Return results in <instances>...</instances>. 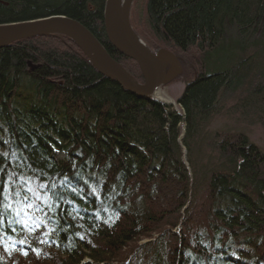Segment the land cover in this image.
I'll use <instances>...</instances> for the list:
<instances>
[{
    "label": "trees",
    "instance_id": "16d2710c",
    "mask_svg": "<svg viewBox=\"0 0 264 264\" xmlns=\"http://www.w3.org/2000/svg\"><path fill=\"white\" fill-rule=\"evenodd\" d=\"M105 2L0 0V24L66 15L83 23L118 62L141 77L136 62L107 40ZM143 6L154 44L189 55L192 49L200 52L203 73L181 96L182 114L126 92L63 35L0 49V176L22 187L6 203L38 210L34 195L46 193V211L62 201L61 209L77 211L83 221L76 205L85 198H67V190L84 185L102 193L91 209L104 207L103 216L97 211L98 216L75 224L72 215L62 214L71 216V225L61 217L52 231L62 242L61 252H51L44 261L52 264L85 259L90 260L85 264H216L211 254L218 247L240 264H264V153L245 134L232 132L225 141L210 142L207 131L224 102L231 101L240 116L264 109V0H144ZM50 39L66 43L61 54L43 55L41 43ZM40 60L45 64L39 66ZM124 62L133 63L139 76ZM26 63H32L35 80L17 75ZM11 103L22 111L15 119ZM81 104L89 106L86 112ZM48 111L56 113L46 117ZM17 129L28 138L23 140ZM114 169L118 173L112 179ZM112 181L117 196L104 191ZM14 223L29 237H38L39 229L26 226L23 215H15ZM233 227L254 230V241L238 246L211 241ZM50 229L47 224L42 232L51 234ZM77 230L87 238L72 234ZM14 235L20 233L13 223L0 227L1 240L9 242ZM144 238L155 239L124 259L130 251L122 256L123 249Z\"/></svg>",
    "mask_w": 264,
    "mask_h": 264
},
{
    "label": "bare ground",
    "instance_id": "6f19581e",
    "mask_svg": "<svg viewBox=\"0 0 264 264\" xmlns=\"http://www.w3.org/2000/svg\"><path fill=\"white\" fill-rule=\"evenodd\" d=\"M50 16H52V15H50ZM47 17H49V16L41 17V18L38 17V18H34L32 20H27V21H38L39 19H43V18H47ZM24 22H26V21H24ZM12 23H16V22H12ZM104 26H105V24H104ZM135 33L138 34L136 31H135ZM105 34L107 37L106 29H105ZM46 37L50 38L51 35H39L38 37L30 38V39H37V38L41 39V38H46ZM64 37H66V36H64ZM96 38H98V37L96 36ZM140 38L142 39L141 36H140ZM107 40H108V37H107ZM13 44H15V43H13ZM65 45H66V43H64V41H61L58 39H50L46 43L45 42L41 43L40 50L44 56L47 55L48 52L61 54L62 48L64 49ZM75 46L78 49H80L77 45H75ZM116 51L118 52V50H116ZM196 55H200V52H199V54H197L194 51L193 55H191V56H196ZM27 57H26V59H27ZM126 58H128V57H126ZM128 59H130V58H128ZM260 61L263 62V59H261ZM44 64H45V62L43 60H40L39 66H42ZM263 65H264V63H263ZM31 67H32V63H29V65L26 63L25 68L22 67L20 70L21 72L17 73V75H20L22 77V75L31 76V74H33V77L35 78L36 76L34 75V71L31 70ZM22 71H23V73H22ZM33 77H32V79H34ZM141 77H142V74H141ZM22 78H26V77L24 76ZM38 80H40V77H38ZM192 82H194V81H192ZM192 82L188 81L187 86H190V84ZM144 84H145L144 78L142 77L141 85H144ZM126 92H128V91H126ZM128 93H130V92H128ZM130 94L133 95V93H130ZM156 96L158 99L153 97L150 100L145 98V97H140L137 95L135 97L138 99H145L148 102L150 101L149 103H152V104H157V105L160 104L161 106L164 105V106H166L165 107L166 110L176 112L177 115L182 114V110L180 111L178 108H175L173 102L167 101V100H165V98H163V97H165L164 95L162 96L159 92H157ZM180 98L178 99L179 105H180ZM11 106L13 107L11 114L13 115V117L15 119V116L21 114L22 111L18 108V106L16 107V105H14L13 103H11ZM78 106L80 107V109L82 111H85V112L89 108L88 105L83 106L81 104ZM67 107H68V109H72V106H67ZM48 112L49 113L44 112V115L46 117H49L50 115H55V113H56V112L54 113V111H48ZM249 119H253L255 121V123H257V124H259V123L262 124L263 120H264V109L262 108L260 110L254 111L253 116ZM18 131H19V135L21 136V138H23V140L28 138V135L25 134V132H22L20 130H18ZM236 134H239V133L236 132ZM239 135H240V137L244 136V133H240ZM245 135H247V137L249 138L247 133H245ZM68 137H70V136H68ZM223 139L224 138H220V141ZM227 139H229V137H226V140ZM252 144L254 147H256V149H260L256 144H254V143H252ZM54 151L57 155H59V157L61 156L60 157L61 160L64 159L63 154H60L56 149ZM67 171L72 172L73 170L68 167ZM117 173H118L117 170L114 169V171L112 172L111 178L114 179L116 177ZM148 173L149 172L144 171L145 175H147ZM85 174L87 175V174H89V172L86 171ZM144 178H145V181L148 183L150 181H152V176L151 177L145 176ZM112 183H113V186L110 183H106L104 185V191H105V193H107V191H108V194H111V195L114 194L115 196H117L119 190H118V188H116V186H114L115 182L112 181ZM9 184L10 183H9L8 177L5 176V174H2L0 176V227H2V226L5 227L6 222L13 223L15 231L20 233V235H14L13 239H11V241H9V242H6V241H3L0 239V264H24V263L25 264L26 263H28V264H44L45 259H47V257H50L51 252L54 255H57L58 253H60L61 247H59V245H61L62 242L59 243L60 240L57 241L55 239L52 231H54L56 229V225L60 224V222H63L60 219L61 217H65L64 220L66 219V216H62V214L72 215L73 220L75 221V224L85 223V220H87L88 216L92 217L91 214L97 215L96 214L97 211H99L101 213V216H103L102 212L104 210V207L103 208L100 207L97 209H91L92 204H94V203L96 204L98 202V200H100L101 197L103 196L101 192L100 193L98 192V190L95 186H92V188L89 189L84 185L83 186L79 185V186H74L71 189L67 190V193H68L67 198H70V197L82 198V197H84L85 199H88V200L84 199V202H81V203L79 202L76 205V209H80V211H81L80 214H82V216H83V221H82L76 215L77 211L73 212L72 210L61 209V207L64 204V202H62V201H57L55 203L52 211H46L48 198L50 197L49 195H46V193L34 195L35 200L33 203H34L35 207L40 211L24 208L22 206H11V207H9L8 203H6V201H7V198L10 196L11 192L13 191L15 193H22V187L20 185L15 184V185L11 186ZM89 184H91V183H89ZM84 205H87L89 207H85ZM6 212L9 214H11V213L12 214L7 217ZM17 214L24 216V222H25L26 226L37 227L39 229L37 232V234H39L38 237L31 238L26 233H23V231L19 227V225L14 223L15 222V215H17ZM57 216H58V218H57ZM79 220H80V222H79ZM239 220L241 221V223L245 221V219H242V218ZM66 222H67V225H71L70 224L71 216L69 217V219H66ZM47 224H49L51 227V229H50V232H52L51 234L49 233V231H46V233H48V234H44L42 232V228H47ZM72 234L78 235V238L81 240H84L87 238L86 232L81 231V230H77L75 233H72ZM254 238H255V231L254 230H252V229L240 230V229H237L236 227H233L229 230H224V231L217 233V236L211 237V241L212 242H218V243H232V244H235L238 246L240 244H248V242L252 243L254 241ZM96 242H93V244L94 243L96 244ZM239 248L241 250L242 246H239ZM220 249H221V247H218L216 249V251H220V253H218L212 249V252L214 251V253L211 254V257H212L211 260L213 262H215L216 264H240L238 258L236 259L233 257V259H229V258L224 256V254L222 253V250H220ZM233 252H235V251H233ZM89 261L90 260L85 259L82 263H78V264H85V263H88Z\"/></svg>",
    "mask_w": 264,
    "mask_h": 264
},
{
    "label": "water",
    "instance_id": "95a60500",
    "mask_svg": "<svg viewBox=\"0 0 264 264\" xmlns=\"http://www.w3.org/2000/svg\"><path fill=\"white\" fill-rule=\"evenodd\" d=\"M133 3L134 0H106L104 24L111 46L139 65L144 85L113 58L83 23L62 14L38 21L0 24V49L39 35H64L103 76L137 96L158 99L156 93L176 79L182 66L173 52L163 48L153 50L135 33L131 23Z\"/></svg>",
    "mask_w": 264,
    "mask_h": 264
},
{
    "label": "rangeland",
    "instance_id": "374dc122",
    "mask_svg": "<svg viewBox=\"0 0 264 264\" xmlns=\"http://www.w3.org/2000/svg\"><path fill=\"white\" fill-rule=\"evenodd\" d=\"M143 4H144V0H134L133 6H132V13H131V23H132L134 30L142 37V39L144 38L143 42L146 45L150 47L151 45H156L157 46L156 49L163 48V49L169 50L166 46H162L161 44H154L156 42V39L154 38L153 35H151V32L148 31L146 24H144L145 19H144ZM145 39H147L146 41H148L149 43L146 42ZM172 50H169V51L173 52L179 58L180 64L182 66V72L178 74L175 81L169 83L167 86L161 89L159 93L162 96L163 95L165 96L163 97L165 98V100L173 102L174 107L178 108L181 111L182 108L178 104V99L183 94L188 81L190 82L195 81L198 78V76L202 75L203 69L200 63V55L191 57L194 51L197 54H199L197 49H192L191 55L185 52L184 53H179L177 51L174 52ZM124 63L134 74L139 76L138 70L134 67L133 63H127V62H124ZM137 78L139 79V82L142 81L140 76ZM233 106L234 105L231 104V101L224 102L222 108L220 109L221 112L218 113L216 116H213V119L211 120L210 124L207 127V131L212 133V139L209 141L212 142L213 140H220V138H224L221 141H225L226 137L231 135L232 132L233 133L237 132L239 134L247 133L250 141L256 144L260 148L261 152L264 153V120L262 124L261 123L257 124L255 123L253 119H249L253 115H250L248 111L242 112V116H243L242 117L236 111L233 110ZM181 126H182L181 127L182 132H184V127H183L184 125H181ZM182 137L183 135H180L179 139L181 140ZM206 146H204L202 149L210 148ZM198 208H199V205H196L195 211H197ZM184 222L186 223V219L184 220ZM154 239L144 238V239H140L138 241L132 242L130 245H128L127 248L123 249V251L121 252V255L124 256L126 252L130 251L129 255L124 258V259L126 258L129 259L130 257L133 256L136 250L140 249V246L144 247L148 244V242ZM47 259L49 258L47 257ZM44 264H52V263L51 261H47V262H44ZM107 264H116V262L113 261Z\"/></svg>",
    "mask_w": 264,
    "mask_h": 264
}]
</instances>
